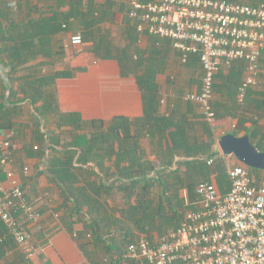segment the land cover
Returning <instances> with one entry per match:
<instances>
[{"label":"crops","instance_id":"obj_1","mask_svg":"<svg viewBox=\"0 0 264 264\" xmlns=\"http://www.w3.org/2000/svg\"><path fill=\"white\" fill-rule=\"evenodd\" d=\"M129 1L131 0H0V30L5 31V34L0 31V84L9 87L11 80L14 84L13 90H16L26 82H36L41 77L50 82V77L57 72L71 74V77L63 76L52 80L53 90L59 110L63 113H78L83 128L76 132L71 127L57 130L51 124L47 126L48 130L62 135L64 142L81 134L88 138L89 131L92 130L90 123L93 121L100 123L101 131H111L117 127L114 130H118L119 136H122V130L130 132L131 135L138 133L141 135L138 146L145 158L159 165V158L171 155V141L162 134L167 130L159 129L155 132L151 123L146 121L148 114H144L143 99L137 85V77L141 75V71L138 68L132 69L128 75H122L116 59L118 52L126 44V28L131 24L127 16ZM233 1L264 4V0ZM54 20L66 29L47 34V24L40 28L38 26L42 21L52 24ZM92 21L86 35L84 23ZM81 33L86 35L83 36L82 44L78 47L70 46V37ZM99 41L109 43L111 57L107 58L102 48H94V43ZM147 42V38L141 36L135 47L148 52ZM10 47L15 48L16 52L22 51L24 57H27L26 62L13 74L9 71L12 60L5 53ZM166 59L168 61L163 69L168 65L169 59L176 62L179 68L174 70L172 77H169L172 69L166 74L161 68L157 74V109L152 116L157 114L178 122L184 128L188 146L198 150V154L202 153L203 144L211 143L204 155L215 153L214 163L220 160L217 163L219 167H226L232 156L223 157L217 146L222 135L236 133V136H241L251 133L253 121L260 127L258 132L264 133V127L261 126L264 124V110H257L255 107L258 102L264 101V82L248 91L244 109L239 111L236 106V88L242 80L243 64L234 66L230 71H220L216 76L212 103L216 123L210 126L203 121L198 107L185 99L188 94L200 92L202 70L198 57L191 56L188 62L181 64L179 55L170 48ZM17 78L19 79L16 80ZM21 108L22 115L18 122L30 125L36 115L34 108L42 111V102L37 101L32 105L24 101ZM147 112L150 113L149 110ZM254 116H261L262 122H258L259 118L253 120ZM121 118L127 123L119 122ZM31 130L24 127L20 137L16 138L10 163H0V187L8 188L11 183L9 179L15 180L27 202L36 208L37 223L24 226L31 236L33 254L30 257L25 256L7 232L10 239H4L5 228L0 222V244L4 242V245H0V264H88L81 250L83 242L75 239V235L72 236L53 213L54 210L57 211L60 199L56 188L48 182L44 174L46 160L41 157L26 158L20 154L23 144L30 138ZM10 133L9 130L0 129V145L11 137ZM254 140L256 144L257 139ZM113 145L117 150L116 140ZM183 154L178 153L177 156L183 157ZM115 160V155L110 160H104L105 165H110L111 172L114 171L112 162ZM7 172L12 176L7 177ZM37 172L42 174L38 175ZM34 175L37 179L32 188V182H27V179ZM209 181L217 185L215 178L211 177ZM109 205L115 207L110 201ZM115 216L118 217V214ZM81 229V225H74V231ZM39 255L43 256L42 260H39Z\"/></svg>","mask_w":264,"mask_h":264},{"label":"trees","instance_id":"obj_2","mask_svg":"<svg viewBox=\"0 0 264 264\" xmlns=\"http://www.w3.org/2000/svg\"><path fill=\"white\" fill-rule=\"evenodd\" d=\"M40 23L39 28L47 24V34L66 29L57 20L52 24L44 21ZM92 23L93 21L84 23L86 35ZM13 28L14 25L11 26ZM0 31L5 34L4 30ZM6 31L9 32L8 29ZM80 35L83 42V36L86 35ZM141 36L148 40V52L135 47ZM125 37L126 44L116 57L121 74L128 75L132 69L137 68L141 71V75L137 77V85L143 99L144 114H148L146 121L151 123L155 132L159 129L167 130L162 134L172 144L171 155L159 158V165L145 158L138 146V138L141 137L138 133L131 135L122 130V136H119L118 130H114L117 127L111 131H101L100 123L93 121L90 123L92 130L89 131L88 138L81 134L64 142L62 135L48 130L47 126L51 124L57 130L71 127L76 132L83 128L78 113H63L59 110L53 90L52 80L63 76L71 77V74L57 72L50 77V82L41 77L36 82H26L16 90H13L11 80L9 87L0 84V129L11 132L10 140L20 137L24 127L32 129L28 143L23 144L20 154L26 158L41 157L46 160L44 174L56 188L60 199V205L53 213L60 224L72 236L75 235V239L83 242L81 250L88 264H121V255L130 243H135L139 235L143 234L150 242H155L175 230L185 209L182 191H185L186 199L192 203L196 201L195 187L203 180L215 178L222 193L229 187L226 170L217 163L209 167L205 162L215 154L204 155L211 143L203 144L202 153L198 154V150L188 146L184 128L178 122L157 114L152 116L157 109L155 78L161 67L167 64L166 55L171 48L170 42L146 34L140 35L132 22L126 28ZM93 46L96 49L102 48L106 57H111L108 42H95ZM5 53L13 61L9 68L11 74L26 62L27 57H24L22 51L16 52L15 48L10 47ZM24 101L32 105L37 101L42 102V111L34 108L36 115L30 125L18 122L22 115L21 103ZM255 107L257 110H264V101L258 102ZM120 121L122 124L127 123L123 118ZM251 127L252 132L247 133L251 143L258 151L264 152V133L258 132L260 127L256 121L252 122ZM254 138L257 139L256 144ZM115 140L118 143L117 150L113 145ZM34 146H37V150L33 149ZM178 153H184L183 157H178ZM112 155L116 157L112 162L113 172L110 171V165H105L104 162L105 159L110 160ZM250 171L255 175L264 173L254 169ZM36 174L40 175L42 172ZM35 176L27 179V182H32V188L36 184ZM109 201L115 207H110ZM116 213L118 217L115 216ZM26 223L24 221L23 225ZM75 224L81 225L82 229L74 231ZM3 234L6 235L4 239L7 237L9 241L5 229ZM3 243L0 245H4ZM38 258L42 260L43 256L39 255Z\"/></svg>","mask_w":264,"mask_h":264},{"label":"built area","instance_id":"obj_3","mask_svg":"<svg viewBox=\"0 0 264 264\" xmlns=\"http://www.w3.org/2000/svg\"><path fill=\"white\" fill-rule=\"evenodd\" d=\"M129 20L136 31L169 41L182 63L197 56L201 70L198 94H188L205 123L216 119L212 110L216 75L243 64L236 90L238 105L258 84L264 54V5L228 0H131ZM70 46L82 44L80 34ZM12 135V134H11ZM37 150V146L33 147ZM13 152L8 139L0 145V163H10ZM207 166L215 157L205 160ZM229 187L222 193L211 181L199 182L196 201L185 198L178 227L150 242L141 234L121 255L126 264H264V173L255 175L241 163L226 172ZM10 177L9 172L6 173ZM0 187V221L21 252L33 254L31 236L24 221L37 223L36 208L12 179Z\"/></svg>","mask_w":264,"mask_h":264},{"label":"water","instance_id":"obj_4","mask_svg":"<svg viewBox=\"0 0 264 264\" xmlns=\"http://www.w3.org/2000/svg\"><path fill=\"white\" fill-rule=\"evenodd\" d=\"M217 146L223 157L233 156L249 169L264 171V152L255 148L248 134H224L217 141Z\"/></svg>","mask_w":264,"mask_h":264},{"label":"rangeland","instance_id":"obj_5","mask_svg":"<svg viewBox=\"0 0 264 264\" xmlns=\"http://www.w3.org/2000/svg\"><path fill=\"white\" fill-rule=\"evenodd\" d=\"M261 4H263V3H261ZM264 5V4H263ZM81 36V35H80ZM264 58V57H263ZM263 58H262V65H261V70L263 71V72H261V74H260V79H259V81H258V84L257 85H260V84H263V82H264V61H263ZM172 60L171 59H169V63H168V65L165 67L164 66V69H163V67H161L164 71H165V73L167 74V73H169L170 72V70H171V73H170V75H169V77H172L173 76V73H174V70L176 71V69H177V63L176 62H171ZM180 63L181 64H184V63H182L181 61H180ZM179 68V67H178ZM201 74H202V72H201ZM219 74V73H218ZM217 74V75H218ZM216 75V76H217ZM202 77V76H201ZM255 86V87H258V86ZM254 88V87H253ZM237 89V88H236ZM245 104V103H244ZM236 106H237V109L240 111V109H244V105H238L237 103H236ZM257 118H259L260 120L258 121L259 123L260 122H262V120H263V118L261 117V116H254L253 117V120H257ZM233 119V118H232ZM24 121V120H23ZM216 123V122H215ZM262 127H264V124L263 125H261ZM15 140L16 139H8V141H9V144H10V148H11V150L13 151L14 150V144L16 143L15 142ZM220 161V160H219ZM218 161V162H219ZM217 162V163H218ZM237 164H239V162L237 161V159L236 158H234L233 156H232V158L230 159V160H228V163H227V166L226 167H221L222 169H225L226 168V170L228 169V167H232V166H234V165H237ZM225 166V165H224ZM182 197L184 198V203H185V198H186V195H185V191H182ZM121 264H126V262H121Z\"/></svg>","mask_w":264,"mask_h":264},{"label":"clouds","instance_id":"obj_6","mask_svg":"<svg viewBox=\"0 0 264 264\" xmlns=\"http://www.w3.org/2000/svg\"><path fill=\"white\" fill-rule=\"evenodd\" d=\"M1 222V221H0ZM2 223V222H1ZM3 224V223H2ZM3 227L5 228V226L3 225ZM5 230H6V228H5ZM6 232H7V230H6ZM7 234H8V232H7ZM16 244V243H15ZM17 245V244H16ZM18 247V246H17Z\"/></svg>","mask_w":264,"mask_h":264}]
</instances>
